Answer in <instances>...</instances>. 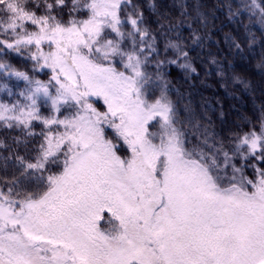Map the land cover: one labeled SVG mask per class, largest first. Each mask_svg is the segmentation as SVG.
I'll return each instance as SVG.
<instances>
[{"label":"snow or ice","instance_id":"obj_1","mask_svg":"<svg viewBox=\"0 0 264 264\" xmlns=\"http://www.w3.org/2000/svg\"><path fill=\"white\" fill-rule=\"evenodd\" d=\"M227 7L264 28V0ZM178 26L152 0H0V264H264V108L227 135L182 118Z\"/></svg>","mask_w":264,"mask_h":264},{"label":"trees","instance_id":"obj_2","mask_svg":"<svg viewBox=\"0 0 264 264\" xmlns=\"http://www.w3.org/2000/svg\"><path fill=\"white\" fill-rule=\"evenodd\" d=\"M152 2L168 12L173 23L179 25L167 36L160 37V47L163 48L168 39L181 43L189 51L191 62L197 69L192 74L175 66L168 69L170 98L176 103L182 118L205 125L211 121L213 130L227 135L237 125L243 127L246 120H253L259 115L264 108V28L250 23L246 15L230 17L227 6L232 0ZM197 2L206 21L193 11ZM182 3L188 7L181 9ZM182 11H186L191 18L182 16ZM189 24L201 37L199 45L192 43ZM225 36L231 39L225 42ZM233 40L240 45L239 49L233 47ZM6 59L23 68V62L18 58ZM213 59L218 62L219 68L212 63ZM221 69L223 74H220ZM40 78L47 79L44 75Z\"/></svg>","mask_w":264,"mask_h":264}]
</instances>
